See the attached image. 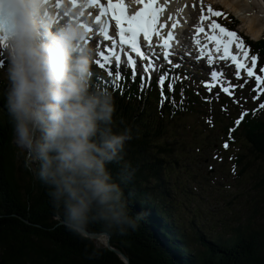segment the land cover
<instances>
[{
  "label": "trees",
  "instance_id": "16d2710c",
  "mask_svg": "<svg viewBox=\"0 0 264 264\" xmlns=\"http://www.w3.org/2000/svg\"><path fill=\"white\" fill-rule=\"evenodd\" d=\"M251 44L264 59V39ZM91 71L94 85L112 94L114 128L131 130L122 160L109 165L131 223L90 220L81 228L108 233L130 264H264V167H258L264 164V108L223 127L236 150L237 175L222 182L226 178L204 167L213 161L229 100L207 97L186 82L175 93L166 87L161 105L156 83L141 91L126 76L114 89L97 80H110L105 71ZM216 106L227 109L213 114ZM29 153L0 111V264H125L61 225L62 213L38 178L39 161L31 162Z\"/></svg>",
  "mask_w": 264,
  "mask_h": 264
},
{
  "label": "clouds",
  "instance_id": "9594fccd",
  "mask_svg": "<svg viewBox=\"0 0 264 264\" xmlns=\"http://www.w3.org/2000/svg\"><path fill=\"white\" fill-rule=\"evenodd\" d=\"M86 0H0V111L65 225L131 223L109 165L131 136L113 126L112 94L93 83L97 49Z\"/></svg>",
  "mask_w": 264,
  "mask_h": 264
},
{
  "label": "snow or ice",
  "instance_id": "6c2138e0",
  "mask_svg": "<svg viewBox=\"0 0 264 264\" xmlns=\"http://www.w3.org/2000/svg\"><path fill=\"white\" fill-rule=\"evenodd\" d=\"M135 3L142 5L133 14L129 15L126 9L124 0H108L107 4H102L100 0H86V7L98 8L99 14L95 16V23L100 25L98 35L103 38L104 41H110L111 46L106 47L104 51H97L99 59L96 61L98 67L105 71L110 78L109 81H103L101 77H97L98 81H101L105 86L109 83L114 89H119L120 81L123 79L119 66L121 63V56L126 57L128 68L131 69V78L135 81L137 76V67L139 66L142 74L140 75V90L143 91L145 87V81L151 80V74L156 72L157 63L163 61L169 65L168 68H164L163 64H160V75L157 79V85L160 89L161 105L164 103V88L165 85L169 92L174 91L175 84L173 81L178 79L177 76L172 74V70L179 68V63H173L171 56V42L174 39L172 31H168V25L173 21L171 15L165 16V8L160 7L157 4V0H135ZM199 17L201 24L208 20V28L200 27L197 29L198 34H208V40L216 45L215 51L223 54L219 55L220 60L230 61L235 67V78L237 80L242 79L241 72L243 71L247 78L253 79L255 87L252 89L257 93V97L264 92V66L258 68L256 55L251 56V65L246 63L248 52L244 49L243 43L235 32L227 30L219 23L211 20L212 16H221L222 13L214 11L211 7L207 9L208 17L203 14ZM111 17V20L115 21L116 36L118 41L109 35L108 25L102 22L103 17ZM176 23H171V27L175 28ZM217 34H211L216 33ZM0 31H2V25H0ZM89 32H92L89 29ZM142 37V40H141ZM199 49V57L207 59L209 65L214 63V58L211 52L205 53V48L208 47L202 44L200 40L195 41ZM235 44L237 53L232 52V46ZM125 47L128 51H125ZM243 51V57L238 53ZM132 53L135 54L134 59ZM115 62L116 71L113 73L110 67ZM4 61L0 60V66H3ZM210 77L212 83H206L205 88L211 90L213 87H218L220 91L227 95H232L233 90L237 87L243 88L244 84L248 83L247 79L244 82L235 85L227 79H222L223 73L216 70L210 71ZM167 82V84H166ZM181 90V95H182ZM257 97H254L257 98ZM174 103V101H173ZM259 108H264V103L259 105ZM246 113H242L240 119L236 120L238 125L243 119Z\"/></svg>",
  "mask_w": 264,
  "mask_h": 264
},
{
  "label": "rangeland",
  "instance_id": "374dc122",
  "mask_svg": "<svg viewBox=\"0 0 264 264\" xmlns=\"http://www.w3.org/2000/svg\"><path fill=\"white\" fill-rule=\"evenodd\" d=\"M228 1L230 2V4L236 3L235 0H228ZM254 1H256V3H252L251 0H246L244 2L246 9H243V11L234 12V11H231L228 7H226L223 4L222 0H213L211 2H208L207 0H205V2H203V0H192L194 5L190 6L192 8L191 16L194 17L195 20H198L200 17L199 15H201V13H202L201 10L203 9V12H206L209 7H211L214 11L220 12L222 14H231L230 16H232L234 18V21H236L235 24L234 23H228V21L230 19L224 18V16H222V15L219 17H217V16H214V17H215L216 21H219L221 24L226 25L228 28L235 30L237 32V36L240 38L242 43L245 41V39H247L249 42L254 43V42H257L258 40L264 38V31L262 34H260L261 35L260 38L255 40V38L251 35V26H250L251 23L250 22L254 18H256V19L260 20L259 24L261 25V27L264 28V0H254ZM202 2L205 5V9L201 5ZM198 4L200 5L201 9L196 11L195 7ZM251 4L252 5L254 4V5L251 6ZM180 18L182 19V21L186 19V17H184V16H181ZM244 18H246V19H244ZM0 57H3V50L2 49H0ZM95 59H97V57H95ZM95 59H94V61H95ZM95 63H96V61L94 62V64ZM250 65H251V62H250ZM222 71L223 72L227 71V68L225 66H222ZM206 76H208V75H205V77ZM241 77H242V79H240V80H242L241 83L244 82V79L248 80V83L244 84V88H240V89L238 88L239 90H242V93H243V95L241 96V99L244 100L245 98H249V96L252 97L253 99H254V97H257V93L252 90L255 87L254 80L247 78L246 74L244 76H241ZM225 79H227L228 81H232L234 79H235V81L237 80L235 77H233L231 75H226ZM203 80H204V78L203 79L201 78L202 82H203ZM252 98L249 99L250 102L248 104H250L254 107H257L258 105L261 104L262 100L259 99V97L255 98L254 99L255 101ZM223 109H227V108L226 107L222 108V107L216 106L215 108H213L212 113L214 114L215 112L216 113L221 112ZM213 114H212V116H213ZM236 115H238V113H236ZM230 122L225 121V122L220 123L221 125H219L217 132H215L216 137L220 141H216V144L214 147L216 152L215 151L213 152V161L211 163H209L206 167H204L207 169L209 175H215V176H218V178H226V179L222 180V182H226L227 179L230 181H235V178L237 175L236 174L237 170L231 163V156H234V154L236 153V150L234 149V146H230V143H229L230 141L227 142V140L225 139V136H224V131H223L224 130L223 127L226 124H230ZM226 138L229 139V135H227ZM19 147H20V149H22L24 151L31 152V150L25 149L21 146H19ZM29 154H28L27 158L31 162H32V159H34L35 161L37 160V159H35L34 154H31V153H29ZM204 161H206V159H204ZM259 166L264 167V164L261 163L258 165V167ZM218 172H220V173H218ZM141 220L144 221V223H145L144 219H141ZM97 243L100 244V243H104V242H100V243L97 242ZM100 245H102V244H100Z\"/></svg>",
  "mask_w": 264,
  "mask_h": 264
},
{
  "label": "bare ground",
  "instance_id": "6f19581e",
  "mask_svg": "<svg viewBox=\"0 0 264 264\" xmlns=\"http://www.w3.org/2000/svg\"><path fill=\"white\" fill-rule=\"evenodd\" d=\"M106 1H108V0H106ZM207 1L208 2H211L213 0H207ZM222 1H223V4L226 7H228L231 11L238 12V11H243V9H246L245 4H244V2L246 0H235L236 3H234V4H230V2L228 0H222ZM251 1H252V3H256V1H254V0H251ZM113 2H115V0H113ZM183 3L181 4L180 0H157L158 6L165 8L164 15L165 16H168V15H171L172 14L173 15L172 16L173 17L172 23H176V24H177V22H179L178 12L181 13V11L185 8L184 5H183ZM125 5H126V9H127V12H128L129 15L133 14L136 10H138L140 7H142V5L136 4L135 3V0H125ZM251 6H253V5L251 4ZM87 9L88 10H91L92 8L89 7ZM244 19H246V18H244ZM259 21L260 20L254 18L250 22L251 23V25H250L251 26V35L255 38V40L258 39V38H260V36H261L260 34H262L263 31H264V28L261 27V25L259 24ZM176 27H178V28L185 27V24H184V22L182 21L181 18H180V22L177 24ZM172 32L174 33L173 30H172ZM203 37H208V35H206L204 33L203 34ZM180 45L186 46V43L182 42V38L178 34L177 37H176V39L171 42V49L170 50H178V48L180 47ZM94 66H95V64H92V67H94ZM114 71H116V68L114 69ZM100 242H104L105 243V239L102 238L100 240Z\"/></svg>",
  "mask_w": 264,
  "mask_h": 264
},
{
  "label": "water",
  "instance_id": "95a60500",
  "mask_svg": "<svg viewBox=\"0 0 264 264\" xmlns=\"http://www.w3.org/2000/svg\"><path fill=\"white\" fill-rule=\"evenodd\" d=\"M61 225H65V222H62ZM77 231L80 232L84 237L92 241H95V242H100L102 238L105 239V243H100V244H102L104 247L108 248L109 250L114 252L116 255H118L125 264H130L129 259L122 252L112 247L111 236L108 233H91L82 228H80Z\"/></svg>",
  "mask_w": 264,
  "mask_h": 264
}]
</instances>
